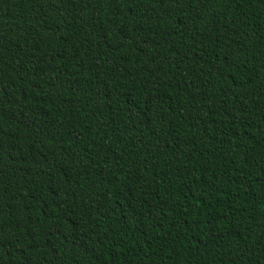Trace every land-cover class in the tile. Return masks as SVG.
Instances as JSON below:
<instances>
[{
	"label": "trees",
	"instance_id": "1",
	"mask_svg": "<svg viewBox=\"0 0 264 264\" xmlns=\"http://www.w3.org/2000/svg\"><path fill=\"white\" fill-rule=\"evenodd\" d=\"M0 264H264V0H0Z\"/></svg>",
	"mask_w": 264,
	"mask_h": 264
}]
</instances>
